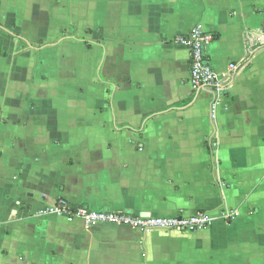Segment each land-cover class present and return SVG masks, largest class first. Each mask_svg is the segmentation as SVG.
<instances>
[{
  "label": "crops",
  "instance_id": "1",
  "mask_svg": "<svg viewBox=\"0 0 264 264\" xmlns=\"http://www.w3.org/2000/svg\"><path fill=\"white\" fill-rule=\"evenodd\" d=\"M196 27L219 94L190 82ZM61 199L236 215L142 232ZM0 264H264V0H0Z\"/></svg>",
  "mask_w": 264,
  "mask_h": 264
},
{
  "label": "built area",
  "instance_id": "2",
  "mask_svg": "<svg viewBox=\"0 0 264 264\" xmlns=\"http://www.w3.org/2000/svg\"><path fill=\"white\" fill-rule=\"evenodd\" d=\"M213 39V33L204 32L199 27H196L188 34L178 36L176 41L185 45L190 52V82L194 89L198 92L209 90L215 94H219L223 88L221 77L210 64L206 55V45ZM236 68V64H230L231 71L236 70ZM214 106L216 107V104ZM44 212L66 215L72 219H80L88 225L94 223H111L128 226L142 232H149L157 228L191 232L206 229L219 218L230 220L236 215L235 210L224 207L217 212L202 210L195 211L188 216L183 213L174 217L144 216L123 211L94 210L85 205L75 207L63 199L59 200L56 205L46 209Z\"/></svg>",
  "mask_w": 264,
  "mask_h": 264
}]
</instances>
